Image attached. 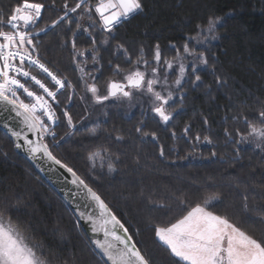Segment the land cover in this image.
Returning a JSON list of instances; mask_svg holds the SVG:
<instances>
[{
	"label": "trees",
	"instance_id": "1",
	"mask_svg": "<svg viewBox=\"0 0 264 264\" xmlns=\"http://www.w3.org/2000/svg\"><path fill=\"white\" fill-rule=\"evenodd\" d=\"M16 2L0 0V12L6 15L9 5ZM36 2L44 3L46 9L31 29L33 32L51 24L64 11V0H55V4L53 0ZM67 2L74 7L77 0ZM143 5L142 13L123 21L111 34L99 27L91 30L96 37L98 62L93 64L91 55L87 60L94 65L97 80L103 84V80L115 77L116 64L124 69L130 67L124 55L116 53L118 44L124 45L133 61L141 46L151 59L157 43L162 54L172 58L176 52L171 45L182 46L187 35L195 34L197 24L206 23L209 17L222 18L217 27L218 39L208 45L209 64L198 73L202 83L193 87L194 77L189 73L180 93L183 99L178 95L169 105L170 110L178 111L168 124L150 111L126 115L117 109L90 124V106L81 99V82L73 63L76 21L69 24L66 19L35 36L34 55L75 86L71 103V90L66 87L59 96L60 104L54 106L60 116L56 136L45 140L52 153L102 196L152 264H174L176 258L155 236L154 224L183 214L180 200L191 206L218 195L211 211L229 216L257 237L264 234V222L256 219L258 214L242 206L244 195L248 196L250 207L264 206V149L240 145L237 156V145L224 133L225 128L233 137L236 128L247 133L248 126L232 117L241 110H258L257 101H264V0H143ZM75 39L77 49L92 47L90 37L83 31L76 32ZM104 40L108 43H102ZM217 77L225 82L217 84ZM65 107L75 128L69 127L62 115ZM189 124L191 131L185 136L183 128ZM173 131L175 137L171 135ZM152 132L156 139L151 137ZM197 133L201 136L199 143L194 140ZM204 136L210 137L212 143L204 142ZM161 145L165 148L164 156L159 155ZM98 150L106 157V163L89 160V153ZM109 164L115 171H109ZM151 201L167 207H156ZM0 207L9 208L26 233L43 245L51 264H107L91 245L70 207L16 152L12 139L1 129Z\"/></svg>",
	"mask_w": 264,
	"mask_h": 264
},
{
	"label": "snow or ice",
	"instance_id": "2",
	"mask_svg": "<svg viewBox=\"0 0 264 264\" xmlns=\"http://www.w3.org/2000/svg\"><path fill=\"white\" fill-rule=\"evenodd\" d=\"M45 9L46 5L36 0H17L15 4L9 5L6 15L0 12V107L3 111L15 113V117L9 118H19L20 130L9 125L7 120L4 121V127L16 139L17 148L26 145L27 151L33 156L43 153L49 160L61 165L71 174L72 184L86 190L87 196L95 202L98 214L82 212L79 207L77 211L80 218L87 219L92 224V231L103 232L104 239L94 240L93 243L109 264H152L150 257L138 246L129 228L102 196L90 187L72 167L62 163L45 142L46 136L51 135L53 139L56 136L52 128L57 124L60 116L57 115L53 104L57 106L60 104L57 99L58 94L66 87L74 90L75 86L66 76L57 75L41 62L38 55H34L37 51L34 37L39 35V32L55 28L66 19L71 24L72 21L68 19L69 13H77L80 10L79 19L87 17L89 24L88 27H82L78 21L76 32L82 30L87 33L92 41V47L77 49L76 32H73V63L82 73L80 80L84 82L86 92L92 94L96 103H103L115 97L131 100L137 94L148 95L151 111L162 123L168 124L178 111L176 108L169 111V105L174 101L184 83L188 81L189 73L194 77L191 80L193 87L202 83V77L198 73L209 64L208 45L211 41L218 39L216 29L222 23V18L209 17L206 23L197 24L195 34L187 35L182 46L171 45L176 52L172 58L165 57L157 43L153 48L151 59L141 46L139 55L133 61L124 45L118 44L116 53L124 55L125 63L130 67L124 69L120 64H116L113 72L119 79L110 78L102 94L95 82L98 77L85 71L88 66V55H91L93 64L98 62L96 37L91 30L99 27L102 31L111 34L123 21L143 12V0H96L94 4L91 0H77L74 7H69L67 0H64L62 15L37 32L31 31L41 20ZM102 43L107 44L108 40ZM198 48L203 50H197ZM34 68L50 78L55 90L38 78V74L33 73ZM174 70H177L176 78L170 81L169 76ZM212 71L215 72V68ZM21 77L33 82L40 91L32 90L27 86V82H22ZM88 80L92 82L89 83ZM224 82L217 77V84ZM157 86L160 90H157ZM180 98L183 99V94ZM71 100L72 96L69 95L68 103H71ZM257 104L258 110L248 112L241 110L232 117L248 126L247 133H242L239 128H236L233 130L236 137H233L229 129H224L225 135L237 145L234 149L237 156L241 151L240 145L254 144L256 148H264V101L258 100ZM62 115L66 118L69 127L75 128L67 107L62 109ZM249 116L252 119H249ZM204 123L208 124L206 117ZM136 131L140 132L141 128L137 127ZM190 131L191 125H185L184 135L186 136ZM29 133L34 134L37 139L33 140ZM144 135L147 136L149 133ZM150 135L153 139L157 138L155 132ZM171 135L175 137L176 133L173 131ZM117 139L120 138L117 137ZM21 140L23 144L19 142ZM194 140L197 143L201 141L199 133L194 136ZM203 140L208 144L212 143L208 136H204ZM103 152L107 153V149ZM159 155H165L163 145L159 147ZM211 155L216 156V153L212 152ZM97 157L103 158L99 150L89 153L88 158L94 162ZM108 169L110 172L115 171L112 164L108 165ZM248 199L247 195L243 196V208L246 211H255L258 214L256 219L264 222V206L250 207ZM217 200L219 196L213 195L191 206L186 200H180L179 205L184 209L183 214L166 223L154 224L155 236L176 258L174 264H264V234L257 237L244 230L229 216L211 211ZM150 203L156 207H167L157 201ZM138 232L137 229V234ZM0 264H51L50 258L43 250V245L26 233L7 207H0Z\"/></svg>",
	"mask_w": 264,
	"mask_h": 264
},
{
	"label": "water",
	"instance_id": "3",
	"mask_svg": "<svg viewBox=\"0 0 264 264\" xmlns=\"http://www.w3.org/2000/svg\"><path fill=\"white\" fill-rule=\"evenodd\" d=\"M9 117H15V113L3 111V108L0 107V129L12 139L15 146L16 139L11 135L9 130L4 127V121L7 120L9 125L17 130H20L19 118L10 119ZM29 135L33 140L37 139L34 134L29 133ZM19 142L23 144L22 140ZM15 150L19 155L31 163L40 176L47 182V184H49L54 189V191L66 202L73 213L77 216L78 221L86 233L93 248L104 259V261L109 264L106 258L100 254V250L97 249L93 243L94 240L104 239L103 232L92 231V224L87 219L80 218L79 212L77 211V207H79V210L82 212H95L98 214V208L96 207L95 202L87 196L86 190L78 188L77 185L72 184L71 174L68 173L61 165L55 164L53 161L49 160L48 157L43 153H38L33 156L27 151L26 145L19 148L15 146Z\"/></svg>",
	"mask_w": 264,
	"mask_h": 264
},
{
	"label": "rangeland",
	"instance_id": "4",
	"mask_svg": "<svg viewBox=\"0 0 264 264\" xmlns=\"http://www.w3.org/2000/svg\"><path fill=\"white\" fill-rule=\"evenodd\" d=\"M91 2L94 4V2H96V0H91ZM79 12H80V10H78L77 13H69L68 19H70L71 21H76V22L79 21V23L82 25V27H88L89 21L87 20V17H85L84 19H79ZM39 33H43V32H39ZM216 34L218 36L217 29H216ZM78 59L82 60L84 58H78ZM91 60H92V58H91ZM74 65L76 67V64H74ZM93 66H94L93 64L88 62V66L86 67L85 71L90 72V73H92V74L97 76V72H95L93 70ZM125 69H127V68H125ZM76 71H77V77L80 80V76L82 75V73H80L78 70H76ZM176 75H177V70H174L171 73V75L169 76V80L170 81L174 80L176 78ZM85 79H87V77H85ZM109 79L107 78V79L103 80L104 84L102 82H100L99 80L95 81L97 83L98 87L100 88L102 94L105 92L106 82ZM111 79H119V77H117V76L113 77V75H112ZM79 82H81L80 86L82 87V89L81 88L80 89H81L82 97H84V101L88 102V104L90 106V111H89V114L91 115L90 120H89L90 124L97 123V122L101 121L102 119H104L107 116L109 110H111V109H117V110H119L120 112H122V113H124L126 115H130L131 113H133L135 111H139V112L150 111V112H152L151 111V102H150V98H149L148 95L137 94L131 100H128L126 98L115 97V98H110L109 100L104 101L103 103H96L94 98L92 97V94L89 93V92H86L85 87H84V82L81 81V80ZM88 82L91 83L92 81L88 80ZM65 90H66V88L63 89L59 93V95L57 96L58 100H59V96ZM70 90H71L70 91V95L72 96L74 94V90L72 88H70ZM157 90H160L159 86H157ZM181 92H182V88L179 90V92H177L175 98L178 97V95H180ZM169 111H171L170 108H169ZM93 127L94 126H92V128ZM247 145H253L255 147L254 144H247ZM258 149H260V148H258ZM102 157H103L102 159H101V157H97L95 159V161L100 162L102 164L106 163L107 162L106 157H104V156H102Z\"/></svg>",
	"mask_w": 264,
	"mask_h": 264
},
{
	"label": "built area",
	"instance_id": "5",
	"mask_svg": "<svg viewBox=\"0 0 264 264\" xmlns=\"http://www.w3.org/2000/svg\"><path fill=\"white\" fill-rule=\"evenodd\" d=\"M33 73H34V74H38V78L42 79V80L48 85L49 88H52L53 90H55V88L53 87V83H52V81L50 80V78H48V77L46 76V74H44V73H42V72H39V70H38V69H35V68L33 69ZM20 79L22 80V82H27V86H29L30 88H32V90L40 91V90H39V87H38L37 85H34L33 82L27 80V78L21 77ZM21 91H22V90H21ZM61 91H62V90H61ZM58 95H59V94H58ZM22 98H23V96H22ZM26 102H27V100H26ZM55 105H56V104H53V107H54ZM57 124H58V122H57ZM57 124H56L55 126H53V128H52L53 131H55V128H56ZM51 137H52L51 135H48V136H46V139H49V138H51ZM46 139H45V140H46Z\"/></svg>",
	"mask_w": 264,
	"mask_h": 264
}]
</instances>
